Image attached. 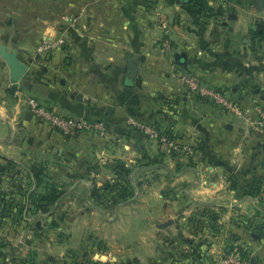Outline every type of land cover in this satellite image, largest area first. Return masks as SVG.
I'll return each mask as SVG.
<instances>
[{"label":"crops","instance_id":"1","mask_svg":"<svg viewBox=\"0 0 264 264\" xmlns=\"http://www.w3.org/2000/svg\"><path fill=\"white\" fill-rule=\"evenodd\" d=\"M8 1L14 9L0 6V14L18 21L14 35L0 28V43L28 70L12 92L0 54V206L11 207L0 264H27L24 255L49 263L87 246L94 264H217L233 249L245 264H264V192L243 196L229 178L253 174L257 164L264 175V155L259 147L248 170L237 163L241 149L220 146L214 133L235 131V120L221 127L214 107L178 74L241 100L258 89L264 110V0ZM60 36L63 47L38 51ZM28 98L101 121L107 132L63 134L34 115ZM131 119L194 144L198 161L146 138ZM53 189L61 197L37 210L38 194Z\"/></svg>","mask_w":264,"mask_h":264},{"label":"rangeland","instance_id":"2","mask_svg":"<svg viewBox=\"0 0 264 264\" xmlns=\"http://www.w3.org/2000/svg\"><path fill=\"white\" fill-rule=\"evenodd\" d=\"M0 6L3 7L4 9L12 8L14 9V3L12 1L8 0H1L0 1ZM259 9V7H258ZM258 20H260V17L258 16ZM264 20V18H261V20ZM8 20H12V23L9 25L7 22ZM18 21V18L14 17V15L7 14V12L4 14L1 12L0 14V28L6 29V32H10V29L14 28L15 22ZM7 23V24H6ZM13 25V26H12ZM259 26V24H258ZM26 29V28H25ZM25 32V30H24ZM28 32V31H27ZM15 31L12 29L11 34L14 35ZM216 87V86H215ZM220 90H223L225 93L226 98H228L231 102H233L236 105V111L232 109L226 108L224 105L221 103H218L216 101H212L209 98H204L200 96V98L204 99L207 101L210 105L214 107V113L216 115V118L219 119V125H224L225 122L227 121L228 124H230V120H235V131L228 132L225 131L221 128H218L214 131L216 136L219 137L220 139V146L223 145L224 142L225 146L231 147L232 149L240 150L239 152L241 153H234L233 157L236 158L237 163H242L244 165V162L246 163L245 167L248 170L251 166H254L255 163H258V159L261 157L260 154L262 153L264 155V150H262V147L264 144L261 143L262 138L264 137V128H261L259 125L261 120H264V110L262 109V105H260L261 102V96L258 94V89L257 92L255 93L253 89L250 90L249 94L246 96L245 100H241V97L237 95L236 97H233L230 93H228L226 90L223 88L216 87ZM242 96V95H241ZM223 121V122H222ZM232 123V124H234ZM234 126V125H232ZM219 127V126H218ZM263 130V131H262ZM225 136H233L235 139L227 138L225 141ZM243 138V139H242ZM206 140L204 139V142H202L203 148L207 149V144ZM236 147V148H235ZM261 149L260 154L258 155V149ZM238 148V149H237ZM249 150H253L254 154H248L246 153ZM232 155V152L231 154ZM186 158L185 156H182ZM231 157V156H230ZM242 158V159H240ZM199 159V158H198ZM197 157L195 159L192 158H187L189 162H195L196 160L198 161ZM239 159V160H238ZM244 168V167H243ZM258 168V164H257ZM255 170L253 174H247V173H238L234 174L231 176L232 184L240 186V187H247V185H252L253 187L258 186V170ZM12 176V175H10ZM14 177V176H13ZM262 177V176H261ZM258 188V187H257ZM256 188H254L255 191ZM257 190V189H256ZM121 192V188L119 189ZM41 196V193L38 194L37 199H39ZM39 204V202H38ZM36 208V207H35ZM3 207H1V210ZM4 218L0 217V248L2 247V244H4V241L6 240L5 236H3L6 232V230L1 231L4 229L7 224L3 223ZM27 230H24L23 234H26ZM26 236V235H25ZM25 236H23V242L26 244V248L30 247L29 240H26ZM3 238V240H1ZM79 235H75L73 241H78L79 240ZM90 241V240H88ZM87 243V241H86ZM90 243V242H89ZM46 244V242H39V246L43 247V245ZM88 244V243H87ZM91 246H87V248H82L81 250H76V252L72 251L73 256H67L64 257L61 260H55L53 262L46 263L44 261V258L40 257V261L38 260H32L31 258L29 259L28 256L24 255V258H27V264H94L93 260L95 257L93 248H90ZM46 248V247H44ZM43 248V249H44ZM42 251V249H41Z\"/></svg>","mask_w":264,"mask_h":264},{"label":"built area","instance_id":"3","mask_svg":"<svg viewBox=\"0 0 264 264\" xmlns=\"http://www.w3.org/2000/svg\"><path fill=\"white\" fill-rule=\"evenodd\" d=\"M66 43L64 36L58 38H46L38 47L39 52H52L63 47ZM171 42L168 38L162 40V50L169 53L172 50ZM181 81L187 86L189 92L193 95L209 98L212 101L221 103L228 109L236 111V105L226 98L223 90L216 88L208 82L202 80L194 74L178 72ZM26 104L35 116L44 120L54 128L66 135H72L76 132H95L105 135L106 125L97 120L67 116L46 107L36 98H28ZM130 123L137 128L146 138L155 140L166 147L169 152L176 153L179 156H185L186 159L197 157V149L194 144L185 142L178 137L166 132H162L158 126L146 124L139 120L131 119ZM217 264H245L243 257L238 250L233 249L226 252Z\"/></svg>","mask_w":264,"mask_h":264},{"label":"trees","instance_id":"4","mask_svg":"<svg viewBox=\"0 0 264 264\" xmlns=\"http://www.w3.org/2000/svg\"><path fill=\"white\" fill-rule=\"evenodd\" d=\"M171 1H175V0H171ZM200 2H201V7L204 8L205 12L211 11L210 7H208L203 1H200ZM198 97H200V96H198ZM231 176H233V175H231ZM231 176L229 178H230L232 187H234L237 190L242 191L243 196L258 197L259 195L263 194V192H264V175L258 176V186H257L258 188L253 187L252 186L253 184L247 185V187H245V188L234 185V184H232L233 179H231ZM254 188H256L257 190L255 189V191H254ZM60 197H61V192L59 190L53 189L51 191H48L45 194L40 196V198L38 199L39 204L36 206V209L41 210L43 213H46V212H48L47 205L53 201L57 202V200ZM1 207H3L2 210H1ZM10 209H11V207L6 208L5 206H0V217H3L5 215V213L7 214L8 211L11 212Z\"/></svg>","mask_w":264,"mask_h":264},{"label":"water","instance_id":"5","mask_svg":"<svg viewBox=\"0 0 264 264\" xmlns=\"http://www.w3.org/2000/svg\"><path fill=\"white\" fill-rule=\"evenodd\" d=\"M0 54L7 62L10 68V77L15 82L12 92L16 90L18 83L21 81L23 76L28 70V64L23 62L18 55L17 50H8L6 46L0 43ZM184 63L185 61L182 60ZM131 72L137 73V65L136 62H131Z\"/></svg>","mask_w":264,"mask_h":264}]
</instances>
